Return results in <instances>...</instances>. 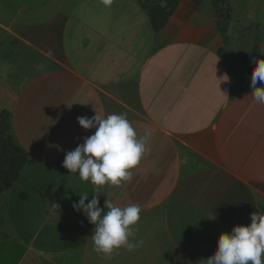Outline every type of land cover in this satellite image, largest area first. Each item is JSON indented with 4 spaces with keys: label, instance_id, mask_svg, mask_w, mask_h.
<instances>
[{
    "label": "crops",
    "instance_id": "obj_1",
    "mask_svg": "<svg viewBox=\"0 0 264 264\" xmlns=\"http://www.w3.org/2000/svg\"><path fill=\"white\" fill-rule=\"evenodd\" d=\"M227 2L221 20L180 0L154 31L140 0H0V112L27 155L0 192V264H206L220 234L264 211V105L249 87L264 19ZM121 113L138 137L151 131L148 150L120 187L86 183L102 209L140 206L143 243L104 256L74 215L79 176L61 165L95 131L78 117Z\"/></svg>",
    "mask_w": 264,
    "mask_h": 264
},
{
    "label": "clouds",
    "instance_id": "obj_2",
    "mask_svg": "<svg viewBox=\"0 0 264 264\" xmlns=\"http://www.w3.org/2000/svg\"><path fill=\"white\" fill-rule=\"evenodd\" d=\"M113 0H102L109 7ZM255 64L250 77V89L256 104L264 105V60L250 57ZM261 87H256L257 82ZM79 126L94 133L83 139L74 150L65 154L62 167L69 173L78 174L82 181L97 187L109 185L120 187L132 179V170L140 163L148 150L152 133L146 130L138 137L126 114H111L106 118L95 115L92 118H77ZM99 194L79 195L78 203H73L75 212L82 213L89 224L93 225L91 240L96 253L110 256L114 250L124 248L128 252L138 249L142 241L135 239L133 226L140 220L141 208L130 203L117 206L105 202L100 208ZM57 209L58 205L52 204ZM107 209V211H105ZM250 224L234 226L229 233L217 238L215 251L205 260L206 264H264V211L250 214Z\"/></svg>",
    "mask_w": 264,
    "mask_h": 264
},
{
    "label": "trees",
    "instance_id": "obj_3",
    "mask_svg": "<svg viewBox=\"0 0 264 264\" xmlns=\"http://www.w3.org/2000/svg\"><path fill=\"white\" fill-rule=\"evenodd\" d=\"M171 2L169 9H162L158 5L152 8H146L142 5V9L147 14L154 31H159L172 14L176 5V0H168ZM214 14L218 19H229L228 7L220 8L221 4H225L226 0H209ZM199 4V0H193ZM168 4L166 3V6ZM222 29V27H221ZM230 87L232 97L239 94L242 73L240 70H229ZM9 114L5 111L0 112V192L9 189L19 176V172L27 162L26 153L19 148L7 134L9 130Z\"/></svg>",
    "mask_w": 264,
    "mask_h": 264
},
{
    "label": "rangeland",
    "instance_id": "obj_4",
    "mask_svg": "<svg viewBox=\"0 0 264 264\" xmlns=\"http://www.w3.org/2000/svg\"><path fill=\"white\" fill-rule=\"evenodd\" d=\"M179 1L180 0H176V5H175L172 13H174V11L176 10ZM140 2H141V6L144 5V7H146V8H152V7H155L156 5H158L159 7H161L164 10H166V8L169 9L170 4H171V2L168 0H140ZM189 2L194 3L193 0H189ZM230 2L233 3L234 13L239 12L242 15H247L249 17H253L254 19L258 17L259 21L261 19H264V0H230ZM166 3L168 4L167 6H166ZM195 4L196 3H194V5ZM226 4L228 5L227 0H226L225 4H221L220 8L229 7ZM196 5H200V7H204L205 9L210 11L211 14L214 13V10L212 9L211 3L209 0H199V4H196ZM224 25L227 26L226 23H224ZM226 26L224 27V30H226V28H227ZM240 41H241V43H244V40H240ZM238 49H241L243 51V49L240 46H238ZM9 121H10V119H9ZM9 121H8V123H9ZM7 134L9 135V130H8ZM12 141H13V139H12ZM52 168L55 169V167H52ZM47 169H48V167H47ZM76 180H78V181L72 183L75 186V189L70 188L68 190L71 193L77 192V193L73 194V196H72L73 198H70V200L74 201L75 203H78V201L80 199L79 195H81L82 193H87L89 195L88 200L85 201V203L87 204L92 199L91 194L89 192L88 184L85 181H82L80 178L76 179ZM68 184H70V183H68ZM74 215H75V217L84 218V222L86 224H89L86 217L82 213L75 212ZM68 224L71 225L70 223H68Z\"/></svg>",
    "mask_w": 264,
    "mask_h": 264
}]
</instances>
